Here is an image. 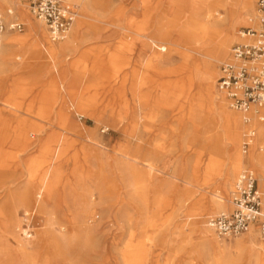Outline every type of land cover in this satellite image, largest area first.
Returning a JSON list of instances; mask_svg holds the SVG:
<instances>
[{
  "label": "rangeland",
  "instance_id": "374dc122",
  "mask_svg": "<svg viewBox=\"0 0 264 264\" xmlns=\"http://www.w3.org/2000/svg\"><path fill=\"white\" fill-rule=\"evenodd\" d=\"M65 1L77 7L76 22L63 40L52 43L67 40L78 20L84 26L76 50L66 48L57 65L29 33L30 22L44 27L47 41L50 38L46 26L29 13L27 2L4 0L0 5L5 22L16 17L24 24L22 32L8 30L14 37L21 36L12 46L1 43L0 47V151L10 155L19 150L14 133L22 127L28 150L17 158V164L8 160L0 175V264H232L231 259L252 264L251 250L241 257L233 246L250 237L258 250L264 239L246 234L219 238L213 232L208 239L201 232L205 217L217 213H211L210 199L226 207L241 170L253 169L263 198L264 178L248 160L234 169L230 185L222 186L220 174L228 149L226 139L218 143L216 138L223 133L222 121L216 111L179 97L174 82L180 83L179 77L186 85L192 83L196 92L209 63L217 77L238 30L254 15L255 0H250L246 10L229 7L241 19L222 56L216 54L210 39L199 50H188L190 45H183L184 40L177 43L183 30H167L168 20L176 19V27H182L190 13L204 21V8L219 0H179L178 16L168 14L169 0H108L98 11H86L84 0ZM9 9L13 15L7 14ZM225 11H221L222 18L228 20ZM160 25V35H169V42L149 49L145 36L159 35ZM226 25L222 21L215 28ZM183 53L189 63L179 74ZM141 74L148 85L143 94L151 101L142 116L132 109L134 80ZM217 92L222 106L238 116V156L246 160L253 153L264 158L260 148L264 124L254 121L250 125L256 131V144L243 153L242 136L248 125L242 113L229 108L223 93ZM190 106L202 116L196 122L200 126L191 122ZM209 130L214 138L204 139ZM47 137L49 150L65 149L60 150L57 175L48 174L42 181L46 163L29 178L21 159L41 151ZM122 155L143 163L134 162L132 174ZM145 160L155 163L158 172L147 174ZM41 182L50 185V199L41 193L37 199L43 206L36 209L33 201ZM24 187L30 199L20 203L17 195ZM216 241L225 249L217 247Z\"/></svg>",
  "mask_w": 264,
  "mask_h": 264
},
{
  "label": "bare ground",
  "instance_id": "6f19581e",
  "mask_svg": "<svg viewBox=\"0 0 264 264\" xmlns=\"http://www.w3.org/2000/svg\"><path fill=\"white\" fill-rule=\"evenodd\" d=\"M169 1H170V4L168 5V8H167L168 14L176 13L178 16V12L180 10L179 8L181 6L180 5L181 1H179V0H169ZM3 3H4V0H0V5ZM66 3H68V2H66ZM107 3H108V0H95V1H91V2H86L84 0V7L83 8L86 11H93V10L98 11L99 9L105 8ZM249 5H250V0L240 1L238 3H231L228 0H219V2L211 3L206 8H204V10H206L205 12L204 11L202 12L203 13L202 15L205 17L204 21L202 20L201 16H198V17L192 16L191 17L192 14L190 13L189 17L184 22L185 24H182V27L181 26H178V28L176 27V25H177L176 19L168 20V22H167L168 29L167 30H169V31H173L176 29L183 30L185 32V34L184 35H178L177 43L180 45L181 44L180 39L184 40L183 45H187V46H188V44L190 45L189 47H187L188 50L189 49L199 50V48L204 45L205 41L210 39L213 42H215L216 54L218 56H222L226 52V49L228 48L229 43L232 40L233 29L236 25V22L241 19L240 15L234 16V14H233L234 11L233 10L229 11L228 10L229 7L231 6V8H234L235 6H238V7H240V10H246ZM198 9L201 10L202 5H200V8H198ZM9 10H11V9H9ZM81 10H83V9H81ZM120 10H121V12L125 11L124 8H120ZM194 10H196V8H194ZM222 10H226L225 14L228 17V20L225 18H222L224 16L223 14H221ZM11 11L13 13V10H11ZM173 11H175V12H173ZM173 17H175L174 14H173ZM187 20L190 21V23H191L189 26L186 24L188 22ZM38 21H40V20H38ZM222 21L227 22V25L224 27H221V29L215 28ZM151 25H153V24H151ZM83 26H84V22L82 20H78L75 27H74V30H72V32L70 33V36H68L69 38L67 40H65L64 42H61L60 44L52 43L54 41H52L50 38H49V41H47V39L45 37L47 35V33H46L44 27L34 26L33 23L31 24L30 22H29V27H30L29 33H30V35H33L36 37V40L39 42V45L37 44V46L40 48V50H41V47H40V45H41L42 48L45 50L46 54L49 55V57H51L52 60L54 61V65H57L59 63V61L62 59V56L65 55L64 51L66 48L71 47L73 51L76 50L77 43L81 40L80 35H82V33L80 32V30L81 29L83 30ZM161 29H162V25H160L156 29V31H159V35L145 36V40H146L145 45L149 49L153 48L155 46H158L160 44H164L166 42H169V37H168L169 35H160L162 33ZM140 34L141 33H137L136 36H142ZM20 37L21 36L14 37L10 34H6V36L4 37V44L7 43L9 46H12L13 43L15 42V40H18ZM0 54H1V51H0ZM186 54L183 53V56H182L183 62L180 66L179 74L185 70L187 64L189 63L188 62L189 59H187ZM114 59L112 57H110L109 61H112V60L114 61ZM178 78H177V80L180 81V83L174 82V86L177 90V92H175V93H177L179 97H184L188 100H191L193 102L192 104H194V105H198V104L205 105L208 107L209 110L216 111L217 117L222 121V129H223L222 132L223 133L221 134V136L216 137V138L218 139V143H219V141L222 142V140H225V139L227 141V148H228L227 149V156H226V158L223 159L225 161V164H224L222 173L220 174L222 176V186L227 188L228 184L230 185L234 169L243 164L242 163L243 160L238 156V153H237L238 139H237L236 133L239 131V128H240L238 116L234 113L228 112L222 106V103L220 102V99H222V98L220 97L219 93L217 92L218 89L216 90L217 87L214 86V81H216L217 77H216L214 65L212 63H209L206 65L205 71L202 74V76L200 77V84L198 85L199 87H198L197 91L194 93L192 90V86H193L192 83H188L186 85V84H184V81H181ZM134 82H136L137 88H136L135 93L133 92L134 99H133V108L132 109H133L134 113L139 112V115L142 116V113L148 107L149 102L151 103L149 97L144 96L143 91H142L144 89V87H146L148 85L146 83V79L144 77V74L139 75V79L138 80L135 79ZM161 92L163 94H169L168 90H166V89H162ZM191 106H193V105H191ZM191 106L189 109L191 122L195 126H200V124H197L196 122L200 121L202 116L199 115L198 110L196 111L195 109H191ZM122 108H126V105H122ZM194 108H196V106ZM28 124L31 125L32 123H28ZM206 127H209V126H206ZM210 127H211V125H210ZM25 130H26L25 127H22V130L14 133V142H15L14 145L17 148H19V150L17 152H15L14 154H10V155L9 154L4 155V151H0V175L1 174L4 175V167H6L8 160H9V162H10V160H12V161L15 160L14 162H16V164H17V160H18L17 158L19 156L25 154L28 151L26 149L27 146L24 147V145H25L24 143L27 140V138H25ZM204 133H205L204 139L214 138V136H212L210 134V130L206 131ZM39 135H40V133H39ZM50 142H51L50 137H47L46 139L44 138L43 147H42L41 151H38V152L35 151L30 156L25 158L24 160L21 159V161H23L22 165L26 169L29 178H32L34 176V174L37 172L38 168L41 167V165L46 164V163L48 164V167L45 170V172L43 173V180L42 181L45 180V178L47 177L48 174L52 178L56 177L57 172H58L57 171V164L60 161V158L63 154L62 151H64L65 149H63V148H57L56 149L55 148L52 152L51 150H49L50 145H48V144ZM255 144H256L255 140H253L250 148H254ZM61 149H62V151H60ZM49 151L52 152L51 157L46 158L47 153ZM117 156H119V155H117ZM121 160L127 164V166L130 169V172L132 174H134L133 173L134 172V162L143 163V160H137L132 155H122ZM211 160H213L214 162L218 161L217 159H215L212 156H211ZM248 160L252 164H254V167L255 166L257 167L258 173L261 175L262 178H264V158L261 156H255L253 153H250L248 155ZM144 162H146L145 167H146V173L147 174L151 175L154 172H158V169L156 168L155 163H153L151 161H146V160ZM9 165H10V163H9ZM176 179H177V177H176ZM184 181H185V184H188V181H186V180H184ZM43 183L44 182H41V185L40 186L38 185L39 188H37L38 190L35 194L36 200L33 201L34 202L33 208L34 207L36 209L42 208V206H43L42 203H40L37 199V198L41 197V193L44 194V196H45L44 198L50 199L51 187H50V185L44 186ZM28 191L29 190L26 187H24L18 193V195H17L18 202H20V203H27L28 202V200L30 199V197H29L30 193L28 194ZM209 203H210V207L212 208L211 213L218 212V211L221 212V210L228 209V207H229V202L226 204V207H225V205H223L224 203L221 205L220 202H217L213 198L210 199ZM2 219H4V218H2ZM212 232H213L212 229H210L206 225H204V229L201 232V236H202V238H208L209 239V236H210V234H212ZM252 239L253 238L247 237L242 242L236 243L233 247H235L237 249V251L239 252L241 257L244 256L246 251L251 250L252 253H254V255L251 256V257H253V263L252 264H264V242H262L258 245V250H254V248L252 246V245H254V242L252 241ZM212 240H213V237H212ZM215 245L217 247L225 249V247L223 246V244L221 242L219 243L218 241H216ZM231 262H232V264H237L234 262L233 259H231Z\"/></svg>",
  "mask_w": 264,
  "mask_h": 264
},
{
  "label": "built area",
  "instance_id": "2783aa9c",
  "mask_svg": "<svg viewBox=\"0 0 264 264\" xmlns=\"http://www.w3.org/2000/svg\"><path fill=\"white\" fill-rule=\"evenodd\" d=\"M29 13L42 21L52 41L63 40L78 14L74 4L64 0H25ZM7 14L12 15L11 10ZM249 24L237 32L227 57L219 64L217 89L223 93L227 106L242 113L248 128L243 133L241 150L247 153L254 137V121L264 124V0H255L254 15ZM24 24L16 17L5 22L0 13V44L4 32H22ZM264 152V146L260 147ZM230 208L205 217L204 224L219 238L238 237L254 232L264 239V198L251 168L237 175L229 192Z\"/></svg>",
  "mask_w": 264,
  "mask_h": 264
},
{
  "label": "crops",
  "instance_id": "0c3cea01",
  "mask_svg": "<svg viewBox=\"0 0 264 264\" xmlns=\"http://www.w3.org/2000/svg\"><path fill=\"white\" fill-rule=\"evenodd\" d=\"M67 2V1H66ZM69 3V2H68ZM10 18V17H9ZM41 22V21H40ZM42 23V22H41ZM43 24V23H42ZM80 32L83 34V30L81 29L80 30ZM96 32H94V33H92V34H95ZM6 34H8V31H6V32H4V35H3V38H2V44L4 45V37L6 36ZM81 37H82V35H81ZM0 47H1V44H0ZM0 51H2V50H0ZM243 156V155H242ZM244 157V156H243ZM242 163H243V165H245L246 163H248V155L246 156V160H243L242 161ZM260 181H261V179H260ZM261 187V186H260ZM230 208V205H229V207H228V209ZM228 209H225V210H221V211H226V210H228ZM218 212H220V211H218ZM217 212V213H218ZM215 214V213H214ZM247 236H254L255 238H256V234L254 233V232H251V233H248V234H246V237Z\"/></svg>",
  "mask_w": 264,
  "mask_h": 264
}]
</instances>
